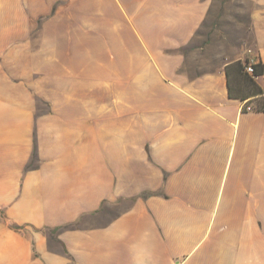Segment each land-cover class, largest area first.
Masks as SVG:
<instances>
[{
  "label": "crops",
  "instance_id": "1",
  "mask_svg": "<svg viewBox=\"0 0 264 264\" xmlns=\"http://www.w3.org/2000/svg\"><path fill=\"white\" fill-rule=\"evenodd\" d=\"M210 5L0 0V264H264V78L187 56Z\"/></svg>",
  "mask_w": 264,
  "mask_h": 264
},
{
  "label": "rangeland",
  "instance_id": "2",
  "mask_svg": "<svg viewBox=\"0 0 264 264\" xmlns=\"http://www.w3.org/2000/svg\"><path fill=\"white\" fill-rule=\"evenodd\" d=\"M205 22L195 35L187 56L207 59L197 69L213 68L217 62H245L253 53L251 0H210Z\"/></svg>",
  "mask_w": 264,
  "mask_h": 264
},
{
  "label": "trees",
  "instance_id": "3",
  "mask_svg": "<svg viewBox=\"0 0 264 264\" xmlns=\"http://www.w3.org/2000/svg\"><path fill=\"white\" fill-rule=\"evenodd\" d=\"M247 63H241L240 61H236L232 64V67L235 72V77L240 80L245 87H247L248 92L252 95L262 94L263 91L261 88L256 84L255 78L259 76H263L264 78V64L263 63H255L253 65V74L249 75L244 71V65ZM256 111H263L264 110V96L260 97L256 101V106L254 107Z\"/></svg>",
  "mask_w": 264,
  "mask_h": 264
},
{
  "label": "built area",
  "instance_id": "4",
  "mask_svg": "<svg viewBox=\"0 0 264 264\" xmlns=\"http://www.w3.org/2000/svg\"><path fill=\"white\" fill-rule=\"evenodd\" d=\"M248 54L249 57L247 58V63L244 65V71L249 74L252 75L253 74V65L256 63V57L254 55H252V51L248 50ZM241 109L245 110V111H251L252 108L246 104H242L241 105Z\"/></svg>",
  "mask_w": 264,
  "mask_h": 264
}]
</instances>
